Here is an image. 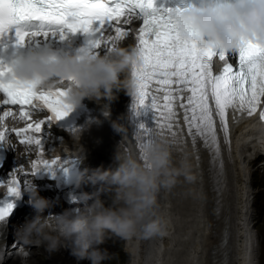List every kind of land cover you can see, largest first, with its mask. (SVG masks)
<instances>
[{
    "label": "snow or ice",
    "instance_id": "obj_1",
    "mask_svg": "<svg viewBox=\"0 0 264 264\" xmlns=\"http://www.w3.org/2000/svg\"><path fill=\"white\" fill-rule=\"evenodd\" d=\"M165 11L166 15L157 10L154 0H0V48L12 44L15 49L26 43L44 47L51 40H63L67 32L79 30L89 37L83 48L104 51L113 41L129 35L128 25L133 16H142V24L135 36L140 63L133 65L136 82L133 108L151 109L159 132H155L153 126L138 125L135 135L141 156V145L151 141L154 133L163 136L167 131L173 138L177 137L172 122L177 119L178 102L193 145L199 138L210 153L209 170L219 203L225 174L218 127L227 145L229 109L246 111L251 116L259 107L260 119L264 121V46L245 41L231 52L238 56L237 65L234 67L225 62L223 69L214 74L212 58L225 61L229 53L197 46L187 35L181 34L170 15L172 9ZM94 21L99 22L96 27H93ZM3 62L0 60V77H7L10 69L4 68ZM65 83L62 81L52 88L36 90L31 85L13 87L0 80L3 97L0 99V122L13 115L14 109L19 110V118L24 120L32 119L29 114L32 110L46 109L49 113L46 119L28 123L23 128L10 130L0 123V145L5 147L11 131L21 137V144H34L39 150L40 158L31 161V176L42 167L51 171L53 165L61 166L60 157L42 158L43 144L39 133L46 122L61 119L70 111L63 100ZM145 163L147 165L146 160ZM28 182L25 179L21 185L13 174L4 196L18 198L29 186ZM12 208V200L0 201V222L7 221Z\"/></svg>",
    "mask_w": 264,
    "mask_h": 264
},
{
    "label": "clouds",
    "instance_id": "obj_2",
    "mask_svg": "<svg viewBox=\"0 0 264 264\" xmlns=\"http://www.w3.org/2000/svg\"><path fill=\"white\" fill-rule=\"evenodd\" d=\"M170 15L181 34L199 47L231 53L245 41L264 46V0H201L199 5L172 9ZM139 63L135 46H123L120 40L102 52L83 47L71 52L48 46L27 48L13 51L3 62L10 74L0 80L13 87L31 85L36 90L66 82L63 100L70 110L87 99L101 105L107 117L110 102L119 93L134 97L133 65ZM112 126L121 134L125 130L115 121ZM82 127L71 128L70 133L80 138ZM141 148L143 157L140 150L137 154L131 148L116 149L114 168L78 173L74 187L87 185L91 191L81 190L72 197L78 203L57 214H45L52 202L29 180L23 191L33 214L15 230L22 245L18 253L21 258L27 257L23 246L43 245L49 253L66 247L77 262L104 264L110 254L101 245L109 233L124 240L166 236L168 221L158 212V194L173 189L181 178L194 183L197 176L187 155L174 162L168 143L158 134ZM102 194L110 203H105Z\"/></svg>",
    "mask_w": 264,
    "mask_h": 264
},
{
    "label": "bare ground",
    "instance_id": "obj_3",
    "mask_svg": "<svg viewBox=\"0 0 264 264\" xmlns=\"http://www.w3.org/2000/svg\"><path fill=\"white\" fill-rule=\"evenodd\" d=\"M130 24L139 26V19H131ZM128 30L129 35L120 41L123 46H135L136 40L133 32L129 28ZM129 40L131 42H128ZM71 51L74 50L71 49ZM133 103L134 97L121 92L116 99L110 102V112L105 117L101 105L94 102V109H97L96 113L101 115V118L98 115L89 114L86 128L83 126L80 138L75 135L72 138L82 145L86 155L92 152L94 155L99 154L97 157L106 156L116 165L114 161L116 149L123 151L129 149L131 144L125 130L121 134L113 128V121L121 124L122 119H120V116L122 115L125 122L126 119L131 121L132 126H138L140 123L145 125V116L149 114L147 121L150 125L149 128L153 126L155 132H159V128L153 121V111L143 106L134 109ZM228 114L229 144L224 143L223 133L219 132L218 127L225 187L219 197V203H217V196H214L215 191L211 189V187H214V182L209 170L210 153L199 138L195 146L193 145L192 138L188 135L183 120V110L179 108L177 102V119L172 122L174 125L173 130L178 133L177 137L173 138L167 131L164 132L163 136H159L168 143L174 162H178L185 155L188 156L197 180L190 184L184 182L181 178L173 189L170 191L162 190L159 193L158 212L168 221V234L164 237H153L151 239L133 237L126 240L127 246L123 252L129 258L125 264H221L220 261H213L214 258H224L225 264H256L261 246L256 233L254 234L251 230L253 226L250 225L252 214L250 215L248 203L252 200L251 197L256 196V192L250 186L252 182L254 180L264 181V175L259 178L253 177L255 168L252 161L255 160L252 159L253 156H261L264 153V139L259 142V145L263 148H258L259 145L255 146L254 143L250 144L248 142L250 136V133L247 134L248 131L253 127L261 126L254 123L256 113L249 116L247 113L229 109ZM43 133L44 131L41 132V134ZM54 135L58 134L55 133ZM72 138L69 139L72 140ZM174 139L175 142H173ZM67 142H69L68 139ZM258 149L261 152H257ZM19 153L14 154L9 147H6V158L2 169L10 166V169L23 185V181L28 180L29 177L24 175L28 162ZM196 159L198 160L196 161ZM85 186L84 191L91 188ZM81 188H84V185ZM38 192L52 202V207L46 209L45 214L59 210L55 206L57 199L53 192ZM72 195L76 196L78 192ZM103 196L102 194V199H104ZM27 199V193L22 191L20 200L22 208L16 209L11 218L8 219L7 217V221L1 225L0 240L1 242L6 241V244L0 260L7 259L5 264H38L37 261H43L46 254V258L50 261L43 264H71L72 260L75 264H88L86 260L77 262L69 254L66 247H61L59 251L49 253L43 245L23 246L28 254L25 262L23 261L24 263L21 256L16 253L7 255V251L11 247V241L7 243L10 237L17 241V245H21L14 236V230H12L14 229L12 226L14 220L18 217L19 221L16 224H20L26 217L33 214L31 207L26 203ZM77 203L78 201H73L66 207H74ZM214 208L217 209L216 212ZM23 210L25 212L29 211V213L24 212L25 216L20 219V211ZM14 216L16 217L14 218ZM12 218L14 219L12 220ZM115 237V235L109 233L101 247L110 252L111 247L113 248L116 245L108 243L114 241ZM39 252L45 254L39 255ZM116 256L117 258L120 257ZM117 258L110 257V259L104 261V264H111Z\"/></svg>",
    "mask_w": 264,
    "mask_h": 264
},
{
    "label": "rangeland",
    "instance_id": "obj_4",
    "mask_svg": "<svg viewBox=\"0 0 264 264\" xmlns=\"http://www.w3.org/2000/svg\"><path fill=\"white\" fill-rule=\"evenodd\" d=\"M128 28L130 29V26ZM128 42H131V41L129 40ZM121 98H122V96H121ZM19 155H20V153H19ZM252 161L254 163V168H255V171L253 172V177L256 176V178H259L261 175H264V158L263 157H261V158L258 157V158H256L255 160H252ZM254 181L252 182V184L250 186L253 189V191L256 192V196L254 198L251 197L252 200H250V202L248 203V207H249V210H250V215L252 214L251 215V221L252 222L250 221V225L251 226L253 225L251 227V230H252V232L254 234L256 233L259 245L261 246L260 255L257 257L256 264H264V181L263 180H256L255 182ZM88 191H91V188ZM103 198H104L106 204L110 203V199L106 195H104ZM24 199H26V198H24ZM20 212H21V214L19 215V217L21 219V218H23L25 216V214H24L25 211L23 210V211H20ZM25 213L28 214L29 211L25 212ZM16 216H17V214H16ZM16 216H14V218ZM14 218H12V220ZM18 221H19L18 217L14 220V222L12 221L13 222L12 226L14 227V229H12V230H14V236H15V230H16L17 226L19 225V224H16ZM10 241H11V247L9 248V251H7L8 252L7 255H11L13 253L18 254L19 250L22 247V245H17V243H16L17 241L14 240L13 237H10L7 240V243L10 242ZM111 243L115 244L116 246L113 247V248L111 247L110 252H108L109 254L111 253L110 257L117 258L116 255L120 256L116 260H114L111 264H125V263H127V260L129 258V256L123 252V250L127 246L126 240L121 239V238L116 236L114 241H109L108 244L111 245ZM39 253H40L39 255L42 254L41 252H39ZM44 254H42V255H44ZM27 256H28V254H27ZM26 259H27V257L26 258H22V262L23 261L25 262ZM1 261L2 260H0V262ZM33 261L36 262L35 259H33ZM47 261H50V260H48V258H46V254H45V257L43 258V261H37V263L38 264H43V263H46ZM6 262H7V259L3 260L1 262V264H5ZM71 264H75V262L72 260Z\"/></svg>",
    "mask_w": 264,
    "mask_h": 264
}]
</instances>
